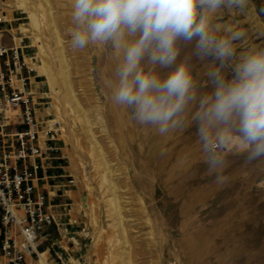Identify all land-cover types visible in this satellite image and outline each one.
Returning <instances> with one entry per match:
<instances>
[{
	"label": "rangeland",
	"instance_id": "374dc122",
	"mask_svg": "<svg viewBox=\"0 0 264 264\" xmlns=\"http://www.w3.org/2000/svg\"><path fill=\"white\" fill-rule=\"evenodd\" d=\"M73 3L0 0L3 43L17 39L35 64L39 102L49 103L40 115L56 124L62 159L46 191L65 226L55 230L57 245H47L52 260L66 242L73 250L63 256L76 264H264V157L249 160L236 145L210 153L198 133L199 102L212 92L208 74L218 65L181 44L177 64L189 58L192 99L160 134L113 100L120 53L73 47ZM212 24L221 34L243 31L238 54L264 49V0L222 7ZM45 65L51 78L39 73ZM213 155L220 161L214 168Z\"/></svg>",
	"mask_w": 264,
	"mask_h": 264
},
{
	"label": "clouds",
	"instance_id": "9594fccd",
	"mask_svg": "<svg viewBox=\"0 0 264 264\" xmlns=\"http://www.w3.org/2000/svg\"><path fill=\"white\" fill-rule=\"evenodd\" d=\"M247 3L74 0L72 45L110 46L120 53L113 100L131 110L138 123L158 127L160 134L192 99L189 58L177 64L181 44L192 45L197 59L218 65L208 74L213 90L200 99L197 113L204 148L214 153L236 145L255 160L264 157V49L238 54L234 44L243 31L226 29L221 34L212 24L222 7L243 9ZM219 163L210 156V167Z\"/></svg>",
	"mask_w": 264,
	"mask_h": 264
},
{
	"label": "built area",
	"instance_id": "2783aa9c",
	"mask_svg": "<svg viewBox=\"0 0 264 264\" xmlns=\"http://www.w3.org/2000/svg\"><path fill=\"white\" fill-rule=\"evenodd\" d=\"M6 24L0 15V264H41V256L51 250L47 245H57L53 228L65 226L42 185L62 158L56 124L40 115L49 103L39 102L36 66L16 40L12 46L3 43ZM74 185L70 180L68 187ZM68 206L62 205L66 215ZM69 224L78 222L70 219ZM60 249L57 264H76Z\"/></svg>",
	"mask_w": 264,
	"mask_h": 264
},
{
	"label": "crops",
	"instance_id": "0c3cea01",
	"mask_svg": "<svg viewBox=\"0 0 264 264\" xmlns=\"http://www.w3.org/2000/svg\"><path fill=\"white\" fill-rule=\"evenodd\" d=\"M52 170H50L49 172H48V176H49V179L50 178H52V177H56V176H52L51 174L53 173V172H51ZM51 173V174H50ZM43 175V173L41 174V176ZM49 179L46 181V183H42V185H43V188L45 189V190H48L49 192H51L52 191V189H53V186L49 183ZM47 192V191H46ZM64 193H65V196H67V197H69V198H71L72 197V195H73V193H72V191H70V190H64ZM57 228H53V235H54V233H55V230H56ZM57 231H63L62 230V228L60 227V228H58L57 229ZM63 242H65V241H63ZM61 244H62V242H61ZM61 246H63L66 250H68V251H72L73 249L65 242V246L62 244ZM55 254H56V252H55ZM46 255L48 256V258L50 259V263H48V264H54V262H56V264H57V261H55V260H52V255H51V250H50V252L49 253H46Z\"/></svg>",
	"mask_w": 264,
	"mask_h": 264
},
{
	"label": "bare ground",
	"instance_id": "6f19581e",
	"mask_svg": "<svg viewBox=\"0 0 264 264\" xmlns=\"http://www.w3.org/2000/svg\"><path fill=\"white\" fill-rule=\"evenodd\" d=\"M23 5V4H22ZM24 6V5H23ZM31 14V16H30V18L34 21V22H39V20H38V18H37V16L35 15H33V13H30ZM23 28V27H22ZM39 28V25H36L35 24V26H34V30H36V29H38ZM25 30V29H24ZM27 32V31H26ZM16 41H17V39H16ZM32 62V61H31ZM37 69V68H36ZM39 73H40V75H45V76H47L48 78H51L50 77V72H49V70H48V68L46 67V65L44 66V67H42L40 70H39ZM51 124H53V122H51ZM46 262V264H48L47 263V257H46V253L45 254H43L42 256H41V264H45V262Z\"/></svg>",
	"mask_w": 264,
	"mask_h": 264
}]
</instances>
